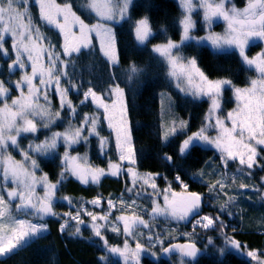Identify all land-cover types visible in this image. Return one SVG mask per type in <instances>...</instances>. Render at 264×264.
Returning <instances> with one entry per match:
<instances>
[{
	"label": "snow or ice",
	"instance_id": "6c2138e0",
	"mask_svg": "<svg viewBox=\"0 0 264 264\" xmlns=\"http://www.w3.org/2000/svg\"><path fill=\"white\" fill-rule=\"evenodd\" d=\"M33 4L38 6V19L58 29L62 34L63 43L59 51L51 41L45 43L48 37L34 22L30 11ZM131 4L132 0H83L81 11L96 19V23L89 24L73 11V5L70 3L60 4L56 0H0V56L9 57L5 43L10 40L14 58L11 59L7 71L9 75L17 68L22 72L16 81L0 80V259L10 258L47 233L45 217L61 216L64 220L59 228L61 233L71 227L70 221H75V231L70 235H80V225L84 224L80 209L76 210L75 215L71 212L60 214L53 210L57 192L66 179L73 177L82 184H98L105 176L118 177L124 174L131 177L132 184V187L126 186V193H133L137 197L147 195L151 200L150 211L149 208H143L144 214L152 219L157 216L170 217L176 222L191 223L189 217L195 220L193 231L185 233L189 238L186 243L164 247L161 233L147 236L148 241L154 240L161 246L160 250L163 254L178 253L180 264H185V258H189L194 264L200 255L207 254V248L211 246L216 249L220 260L231 253L238 257L249 258L252 264H264V249L247 250L246 245H242L224 231L227 225L219 215L216 217L204 215L196 219L200 215L205 193L190 191L189 185L184 182L181 175L177 174L173 177V182L179 185L181 191H174L171 183L166 189L158 190L156 179L161 175L160 173L141 174L135 169L137 149L132 136L125 88L116 82L114 73L108 74L110 82L107 84V97L112 100L109 104L105 101V95L97 92L93 86H88L81 93L83 83L90 85L91 82L74 83L71 79L72 74L66 70L69 66L75 70V63L71 58L92 47L93 34L99 38V52L104 62L112 68L119 65L115 33L108 25L127 19ZM226 4L230 6L226 7ZM178 6L181 9V18L178 21L181 29L179 42L167 38L165 43L155 45L151 51L166 62L167 78L175 81V87L180 92L185 96H191L193 100L206 96L211 100V105L205 118L206 122L191 135L186 132L189 126L186 120H173L163 126V134L160 137L162 144L166 145L176 135L183 134L186 138L179 142L177 148V154L181 157L187 156L195 145H211L219 153L220 168L227 169L229 162L235 161L240 166L238 171L241 174L247 169L248 174L251 175V170L257 166L264 169V164H260V159H264L261 155L264 151V49L251 58L246 54V48L257 41H264V0H245L243 7H237L231 0H198L195 4L193 0H178ZM197 7L202 9L203 23L209 30L214 18H221L226 22L224 34L208 31L204 36L198 38L193 36L192 31L196 28V22L192 19V13ZM160 32L164 36L167 34L166 29H161ZM153 35L147 17L135 22L134 40L137 44L144 45ZM190 42H195L197 46L208 43L214 50H238L243 64L248 68H254L257 78L251 79L249 85L242 88L234 86L227 78L209 79L198 66L195 57L189 58L182 54V47ZM29 67L30 72L26 70ZM142 71L143 69L131 65L125 72L126 86L130 90L137 74ZM62 79L64 84L61 83ZM226 87L232 89L236 107L228 112L226 117L220 118L215 114L221 108L220 101ZM49 88H53L59 97L60 110L55 112L51 110ZM12 89L19 93L14 98L10 94ZM71 89H76L82 95L79 105L90 101L97 109H103L108 127L115 132L118 162L109 160L107 168H103L89 163L87 154L83 156L70 154L69 149L73 145L87 143L89 136L95 135L99 138L101 151L108 143L107 138L99 137L97 132L100 118L88 113L79 117L78 126L73 125L70 119L63 132H52L43 141L30 142L26 149L21 148L18 140L21 134H35L38 131L36 118L40 119L43 128H50L56 120H60L61 111L65 109L71 114L72 119L76 118L78 106L68 98ZM164 95L161 94L162 103ZM41 99L44 104L40 103ZM213 118H215L214 123ZM210 128L217 130L215 137L206 134ZM60 145L65 147V151L60 157L61 171L57 174L56 181H51L47 173L37 176L36 172L40 171V166L37 160L33 159V154L51 155ZM10 148L19 151L22 159H15L9 151ZM258 148L261 151H258ZM160 158L174 168L180 167L167 153ZM125 164L127 167H124ZM218 170H214V174ZM203 175L201 172L193 174L191 178L200 182ZM225 179L226 177H222L214 183H206L208 193L224 192L226 195ZM261 181V187H264V177ZM9 184L13 186L9 187ZM138 184L139 190H137ZM144 186L150 187L152 192L145 193ZM38 187L42 189V195L37 192ZM248 187L243 183L239 185L240 189ZM255 190L259 191V189ZM159 197L163 198V206L158 202ZM60 199L66 200L69 206L72 205L71 198ZM261 199L264 200V195ZM235 200L236 197H229L225 204L220 205V212L232 215L228 208ZM86 203L99 206L101 199L98 196ZM133 206L140 207L135 204V200L132 204H128L121 198L118 206L113 200L108 199L107 210L103 215L86 212L91 218L94 237L102 241L106 253L105 256L98 257L101 264H107L108 253L121 257L124 264H139L141 252L147 251L138 241L135 243V248H132L127 239L124 240L123 247L110 246L102 235V230L108 225H111L112 232L119 234L122 231L127 237L134 236L139 226L151 229V222L144 220L142 215L136 212L131 215L123 214ZM114 209L122 214L114 216ZM14 211L35 217L38 222L17 218L13 214ZM120 223L123 224L122 230L119 227ZM197 227L217 230L222 238V245L217 247L209 237L204 249H198L192 239L197 235ZM154 246L150 244V247Z\"/></svg>",
	"mask_w": 264,
	"mask_h": 264
},
{
	"label": "trees",
	"instance_id": "16d2710c",
	"mask_svg": "<svg viewBox=\"0 0 264 264\" xmlns=\"http://www.w3.org/2000/svg\"><path fill=\"white\" fill-rule=\"evenodd\" d=\"M244 1L236 0V3L242 7L245 4ZM56 2L60 4H72L73 11L77 15H80L82 19H85L86 23H96L94 17H89L81 11L83 0H56ZM33 11L34 16H36L34 21L42 28L48 37V41H51L60 50V46L63 43L60 32L38 19V8L36 5H33ZM145 17L150 21L154 35L149 39L147 45H139L134 40V25L136 21ZM180 18L181 9L176 0H134L130 8L129 17L115 25L119 65L116 68H112L104 62V58L99 52L98 42L95 40L94 45L90 49H86L71 58L75 63V70L71 66L66 70L72 74L71 79L74 83L91 82L90 85L83 83L80 89L81 93L88 86H93L97 92H102L105 95V100L109 103L111 99L107 97V84L110 82L108 74L109 72L114 73L116 82L125 88L132 136L135 148L137 149L135 168L145 173H160L161 175L158 176L157 183L162 190L166 189L169 183H171L174 191H181L179 185L173 182L175 175H181L184 182L189 185L190 191L205 193L200 215L196 219L204 215L212 217L219 215L220 219L227 225L224 231L229 236H232L242 245H246L249 249H264V224L261 223V220H264V213L260 212V208L264 206V200L261 199V196L264 195V187L256 191V185L253 181H259L260 175L264 174V169L261 167L255 168L251 170V175L245 169L244 173L241 174L238 171L240 167L238 162L230 161L229 169L241 174L240 177L232 180L231 177L226 175L225 170L227 169L220 168L219 154L215 150L195 145L187 156L181 157L177 154V148L179 142L186 138L185 135H176L166 145L161 142L160 137L163 134V127L160 95L163 92H168L173 96L177 114L190 121L187 134L198 130L203 125L209 109L208 100H193L190 96H185L181 93L173 82L167 78L168 67L165 61L151 51V46L165 43L167 38H171L175 42L180 40L181 29L178 24ZM161 29H166V36L161 34ZM261 46L260 43L255 46L252 44L249 47L248 53L252 55L254 50H257V52L261 51ZM181 51L186 57H195L201 69L213 79L229 78L234 81L235 85L240 87L249 85V81L252 79L249 68L243 64L239 54L234 51L216 52L208 45L197 46L194 42L185 44ZM62 58L69 59L68 57ZM8 65L9 61L3 65L4 71H7ZM131 65H135L137 68L143 69V71L137 74V78L132 83L130 90L126 86L124 74L129 70ZM231 92L232 89L230 88L225 90L223 113L226 115L235 105V99L230 96ZM71 94L82 112L90 115L101 114L100 121L103 127L104 138L109 136L110 130L107 128L103 112L97 109L90 101L84 105H79L82 95L76 89H72ZM99 137L101 136L99 135ZM107 145L109 148L105 149V151L103 150L104 152L101 151L99 138L93 135L90 137L88 143L81 145L79 149L85 151L89 148L92 163L96 166H107L109 160H118L114 140L109 144L107 143L105 147ZM165 153L171 155L174 163L180 167L174 168L169 163L163 161L160 157ZM261 155L264 156V151L261 152ZM54 157L52 159L40 157V164L43 171L47 172L50 175V179L55 182L58 178L57 174L61 171V160L59 155ZM260 161H263L264 164V159H260ZM216 169L219 170L214 174V170ZM201 172L204 175L200 182L191 178L193 174ZM222 177H226L224 182L227 194L225 195L224 192L208 193L205 184L214 183ZM130 181L129 176L123 174L116 178L105 177L98 184L82 185L73 177H69L63 182L57 192L59 200L56 204V210L61 213L69 212L70 210L76 211L77 209H82L87 204V201H91L99 196L103 199L102 210L91 208L88 205V209L94 214L98 215L100 211L104 212L107 210L108 199L115 201L121 198L128 204H132V201L135 200V204L140 206L139 208L133 206L125 210L124 213H133L137 209L142 211L143 208H147L149 205L140 203L137 199L138 197L133 193L125 192L126 186L132 187ZM241 183L249 187L247 189H240L239 185ZM233 196L236 197V200L228 208V211L232 212V215H228L227 212L221 213L220 205L225 204L228 198ZM61 197L71 198L72 205L69 206L66 200L62 199L61 201ZM117 205L119 206L120 204ZM115 212L116 214L121 213L117 210ZM142 215H144L143 211ZM84 219L86 220L87 218ZM189 220H191V223L186 221L178 224L176 231L170 229V225H174L175 223L160 221V225L156 229L160 230L166 237L164 247H168L171 244L188 242L189 238L185 236V233L192 232L193 224L195 223V220L191 217ZM63 222L64 220L59 215L47 217L45 223L48 225V232L10 258L0 259V264H101L98 257L106 255L103 250L102 241L94 236L85 237L90 235V230L87 227L83 230L85 235L82 233L79 236H71L67 232L61 233L59 228ZM196 233L197 235L192 239L196 242L198 249H204L209 237L213 239L217 247L223 243L217 230H206L197 227ZM108 236L109 242L113 245L124 242L123 238L115 233H110ZM107 255V264H124L120 260L110 256L111 254L109 255L108 253ZM179 259L178 253L163 254L161 252L159 257L145 255L142 259V264H176ZM187 260L188 264H192L189 258ZM194 264L252 263L244 257H238L231 253L226 254L223 260H220L216 254V249L210 246L207 248V254L200 255Z\"/></svg>",
	"mask_w": 264,
	"mask_h": 264
},
{
	"label": "rangeland",
	"instance_id": "374dc122",
	"mask_svg": "<svg viewBox=\"0 0 264 264\" xmlns=\"http://www.w3.org/2000/svg\"><path fill=\"white\" fill-rule=\"evenodd\" d=\"M133 1L134 0H132V3H133ZM177 2H178V0H176ZM193 2H194V4L195 3H198V0H193ZM231 2L233 3V4H235L237 7H241V6H239L237 3H236V1L235 0H231ZM245 2V1H244ZM58 3V2H57ZM33 5H35V4H33ZM132 5V4H131ZM131 5L129 6V10H128V17H129V14H130V8H131ZM227 6H230V5H228V4H226V7ZM37 8H38V6H37ZM30 11H31V13L33 14V16H34V11H33V6L31 7V9H30ZM35 17L36 16H34L33 17V19L35 20ZM127 17V18H128ZM202 17H203V11H202V9H200V8H196V10L192 13V19L196 22V28L192 31V35L193 36H195V37H201V36H204V35H206L207 34V32L208 31H211V32H214V33H219V34H224V32H225V29H226V22H224L221 18H214L213 19V23H212V26H211V29L209 30L205 25H204V23H203V19H202ZM121 21H123V20H120L119 22H121ZM35 22V21H34ZM118 22V23H119ZM148 22H149V25H150V27H151V24H150V21L148 20ZM37 23V22H36ZM117 23H109V27H112L113 28V31H114V33H115V37H116V29H115V25H116ZM38 25V24H37ZM39 26V25H38ZM40 27V26H39ZM52 27V26H51ZM41 28V27H40ZM54 28V27H53ZM55 29V28H54ZM151 29H152V27H151ZM57 31H59L58 29H56ZM75 30V29H74ZM41 31L44 33V31L42 30V28H41ZM153 32V31H152ZM61 34V33H60ZM44 35H45V33H44ZM62 35V34H61ZM46 36V35H45ZM62 38H63V36H62ZM151 38V37H150ZM149 38V39H150ZM149 39L145 42V44L144 45H147L148 44V42H149ZM95 40L98 42V45H99V38L98 37H96L94 34H93V36H92V46L94 45V43H95ZM48 43V40H46L45 41V43ZM177 42H179V41H177ZM264 42V41H263ZM46 43V44H47ZM195 43V42H194ZM258 42H256L255 44H257ZM10 44H11V41L9 40L8 42H6L5 43V48L6 49H8V53H9V57L8 58H5V57H3V56H0V80H11V81H16V80H18L19 78H20V76L22 75V72H21V70H19L18 68H17V70H15L11 75H9V73L7 72V71H3V66H1V64H4V59H5V63L6 62H8L9 61V64L11 63V59L12 58H14V53L12 52V50L10 49L11 47H10ZM116 44H117V37H116ZM202 45H208L209 47H211L210 46V44H208V43H205V44H202ZM155 45H153V46H151V49H153V47H154ZM253 46H255L254 44H253ZM212 48V47H211ZM56 49H57V47H56ZM213 49V48H212ZM264 49V48H263ZM117 50H118V44H117ZM214 50V49H213ZM248 50H249V47L248 48H246V54L249 56V58H251V57H253V56H255L258 52H260V51H258L257 52V50H254V52H253V54L252 55H250L249 53H248ZM57 51H59V49H57ZM214 51H216V52H229V51H234V52H236V53H238V50H235V49H224V50H214ZM118 54H119V51H118ZM158 55V54H157ZM63 59V58H62ZM45 60H46V58H45ZM166 63V62H165ZM197 64H198V61H197ZM5 65V64H4ZM198 66H199V64H198ZM200 67V66H199ZM201 68V67H200ZM26 70L28 71V72H30L31 71V69H30V67L29 68H26ZM202 70V69H201ZM203 71V70H202ZM249 71H250V74H252V79H254V78H257V73L255 72V70H254V68H249ZM6 73V74H5ZM208 77H209V79H213V78H211L206 72H204ZM250 78V79H251ZM227 79H229V78H227ZM232 81V80H231ZM173 82V84L175 85V81H172ZM61 83L62 84H64V80L62 79V81H61ZM232 83H233V85L234 86H236V87H240V86H237V85H235L234 84V81H232ZM7 86V85H6ZM65 86H67V85H65ZM248 86V85H247ZM244 87H246V86H244ZM228 87H226L225 89H224V91H223V93H222V98H221V101H220V103H221V108H220V110H218L217 112H216V114H215V116H218V117H220V118H224V117H226L227 115L226 114H224L223 113V108H224V105H225V90L227 89ZM242 88V87H241ZM231 89V88H230ZM49 100L51 101V110L53 111V112H55V111H58V110H60L59 109V97H58V95H56V93H55V91H54V89L53 88H49ZM71 91H72V89L71 90H69V92H68V98L73 102V104L74 105H77V103L75 102V100H74V98L72 97V94H71ZM25 92H26V89H25ZM182 93V92H181ZM11 97H16L19 93H18V91L17 90H15V89H12L11 90ZM162 94H165L164 95V97H163V103L161 102L162 101V97H161V95H160V103H161V113H162V127L163 126H166L167 124H169V123H171V121H173V120H176V121H179V120H186V121H188L189 122V126H188V128L186 129V132H188L189 131V127H190V121L187 119V118H184V117H182V116H179L178 114H177V112H176V109H175V102H174V98H173V96L170 94V93H168V92H163ZM230 96L232 97V98H234L235 99V97H234V95H233V91L230 93ZM191 97V96H190ZM112 99H115L114 97H112ZM202 99H206V100H208V102H209V108H210V105H211V100L208 98V97H202L201 99H198V100H202ZM106 101V100H105ZM9 103H10V100L8 101ZM112 102V100H110V103ZM40 103L41 104H44V101H43V99H41L40 100ZM106 103H109V102H107L106 101ZM109 103V104H110ZM78 106V105H77ZM236 107V100H235V105L228 111V112H230V111H232L234 108ZM99 110H101V112H103V109L101 108V109H99ZM209 110V109H208ZM227 112V113H228ZM85 112H82L80 109H79V107H77V115H76V118L75 119H72L71 118V114L70 113H68V111H67V109H65V110H63V111H61V119L60 120H56L53 124H52V126L50 127V128H43V127H41V121H40V119L39 118H36L37 119V126H38V131L35 133V134H32V133H22L21 134V136L19 137V138H21V137H23L24 135H26L27 136V139L25 140V141H19V143H20V146H21V148H23V149H26L27 148V146H28V144L30 143V142H32V143H39V142H41V141H43L47 136H50L51 135V133L52 132H63L66 128H67V126H68V121L71 119V122H72V124L73 125H76V126H78L79 125V117L82 115V114H84ZM104 114V113H103ZM207 114H208V112H207ZM207 114H206V116H207ZM128 115H129V112H128ZM96 116H98L100 119H101V114H98V115H96ZM206 116H205V118H206ZM100 119H99V121H100ZM214 119L215 118H213V123H214ZM106 120V119H105ZM129 120H130V115H129ZM206 122V120H204V123ZM130 123H131V120H130ZM227 123V122H226ZM106 124H107V128L110 130V135L109 136H106V138H107V140H108V144L109 143H111V141H113L114 140V143H115V132H114V130L113 129H110L109 127H108V122H107V120H106ZM203 126V125H202ZM201 126V127H202ZM229 126H230V124H229ZM103 127H102V125H101V121H100V128H99V123H98V125H97V132L99 133V135L101 136V137H104V135H103ZM199 130V129H198ZM198 130H196V131H198ZM196 131H194V132H196ZM194 132H192V133H194ZM192 133H190V134H188V135H191ZM208 136H210V137H215L216 135H217V130H215V129H209L208 130V132L206 133ZM85 135H87V133H85ZM90 137L91 136H89V138H88V141H89V139H90ZM88 141H87V143H88ZM87 143H80V144H77V145H73L72 146V148L71 149H69V151H70V154L71 155H81V156H83L84 154H87V157H88V161H89V163H91L92 165H94L93 163H92V161H91V155H90V151H89V148H87L85 151H81L79 148H80V146L81 145H84V144H87ZM199 145V144H198ZM199 146H202V147H204V148H209V149H213V150H215L214 149V147L213 146H211V145H199ZM64 146L63 145H60V146H58V148L55 150V153H53V154H51V155H46V156H37V155H35V154H33V159H36L37 160V162H38V164H39V166H40V171H37L36 172V175L37 176H40V175H42L43 173H47V172H45V171H43V169H42V165L40 164V157H42V158H45V159H52V157H54V156H56V155H59L60 157L63 155V153H64V151H65V147L63 148ZM109 147H108V145L104 148V151H105V149L107 150ZM9 151L11 152V154L15 157V159H17V160H21L22 159V156L19 154V151H17V150H14V149H9ZM103 151V152H104ZM217 153H218V151L217 150H215ZM258 151H261V149H259ZM219 154V153H218ZM54 158H56V157H54ZM259 159V158H258ZM61 162V161H60ZM113 162H118V160H115V161H113ZM231 162H235V161H231ZM260 164H263V161H260ZM94 166H96V165H94ZM98 166V165H97ZM99 167H103V168H107V166H101V165H99ZM124 167H127V165L125 164L124 165ZM255 168H260L259 166H257V167H254L252 170H254ZM136 169V168H135ZM137 170V169H136ZM139 173H141V174H143V173H145V172H142V171H139V170H137ZM226 171V175H228L229 177H231L232 178V180H234L235 178L237 179V177H240L241 176V174L239 173V172H237V173H235L233 170H231V169H229V165H228V167H227V170H225ZM48 174V173H47ZM123 175V174H122ZM48 176H49V179H50V175L48 174ZM105 177H108V176H105ZM105 177H103V178H101V180L102 179H104ZM110 177H113V176H110ZM119 177V176H118ZM262 177H264V174H262V175H260V178H259V181H256V180H253L254 181V183H255V185H256V189H260L261 188V185H262V181H261V178ZM116 178V177H115ZM158 178L159 177H157V179H156V184H157V189L158 190H162V188H160V186L158 185V183H157V181H158ZM75 179V178H74ZM129 179L131 180V177L129 176ZM51 181H53L52 179H50ZM54 182V181H53ZM82 184V183H81ZM89 184H92V183H89ZM89 184H82V185H89ZM130 185H132L131 184V181H130ZM13 185H11V184H9V187H12ZM137 190H139V184L137 185ZM37 192L40 194V195H42L43 194V192H42V189L41 188H37ZM144 192L145 193H151L152 192V189L149 187L148 188V186H144ZM101 199V198H100ZM139 201H140V203H142V204H147V205H150V203H151V200L148 198V196L147 195H140L138 198H137ZM58 200H59V198L57 197V199H56V201L53 203V210L55 211V212H57V213H60V214H63V213H61V212H59L58 210H56V204H57V202H58ZM61 201H62V199H60ZM120 200L121 199H118V200H115V201H113L114 203H116V204H120ZM158 202L161 204V206H163V198L162 197H159L158 198ZM88 205L91 207V208H97V209H99V210H102L103 209V199H101V204L99 205V206H94V205H92V204H90V203H87V204H85L83 207H82V209H80L81 210V219H83L84 220V224H82V225H80V235L83 233V235H85V233H84V228H88L89 230H90V235L89 236H85V237H93L94 236V233H93V231H92V229H91V218L89 217V216H87L86 215V212H92V211H90L89 209H88ZM14 207V206H13ZM147 208H149V207H147ZM261 210H260V212H263L264 213V206L262 207V208H260ZM116 210L114 209L113 210V215L114 216H118V215H121L122 213H119V214H116V212H115ZM149 211H150V208H149ZM69 212H71L73 215H75V213H76V211H69ZM101 212H102V214H101ZM105 212V211H104ZM104 212L103 211H100V214H98V215H103L104 214ZM136 212L138 213V214H140V215H142V211H140V210H136ZM255 212H257L256 210H255ZM259 212V211H258ZM66 213V212H65ZM93 213V212H92ZM13 214L14 215H16L17 216V218H24V219H31L32 220V222L33 223H36V222H38L37 221V219L35 218V217H30V216H28V215H25V214H23V213H20V214H17L15 211L13 212ZM123 214H125V215H131L132 214V212H130V213H128V214H126V213H123ZM143 216V219L144 220H146V221H150L151 222V225H152V227H151V229H148V228H144L143 226H139L138 228H136V230H135V234H134V236H131V237H127V236H125L124 234H123V232L121 231L119 234H117V233H115V232H112L111 230H110V228H111V225H108L105 229H103L102 230V235L107 239V242H108V244L110 245V246H120V247H123V242H121V243H118V244H115V245H113V244H111L110 242H109V234L110 233H115V234H117V235H120L122 238H123V241L125 240V239H127L128 240V242H129V244H130V246L132 247V248H135V247H133V246H135V243L138 241L139 243H141L142 245H144V247H145V249H147V251H143V252H141V255H140V262H139V264H142V259H143V257L145 256V255H151V256H156V257H159L160 255H161V250H160V245H158V244H156L155 243V241L153 240V241H148L147 240V236L149 235V234H152V235H155V234H157V233H161L162 235H161V239H163V240H165L166 239V237L163 235V233L160 231V230H158V229H156L157 228V226H159L160 225V221H164V222H167V223H175L174 225H170V229L171 230H173V231H176V228H177V226H178V224H181V223H184V222H186V221H180V222H176V221H174V220H172L170 217H165V216H157L155 219H152L150 216H148V215H146V214H144V215H142ZM47 217H45V219H46ZM84 218H87L86 220L84 219ZM190 218V217H189ZM45 219H44V223H45ZM99 223H104L103 221H99ZM261 223H263L264 224V220H261ZM70 224H71V227H69L65 232H67L68 234H70V233H72V232H74L75 231V221H70ZM47 225V224H46ZM119 227L121 228V230H122V228H123V224L122 223H120L119 224ZM47 228H48V225H47ZM48 232V231H47ZM46 234V233H45ZM150 244H154L155 246L154 247H150ZM247 250H261V249H259V248H255V249H249V248H247ZM109 255H110V253H109ZM110 256H112L114 259H118V260H120L121 262H123V259L121 258V257H119V256H117V255H113V254H111ZM244 258H246V257H244ZM247 260H249L251 263H252V261L249 259V258H246ZM124 263V262H123ZM176 264H180V259L178 260V262L176 263ZM185 264H188V260H187V258H185Z\"/></svg>",
	"mask_w": 264,
	"mask_h": 264
},
{
	"label": "flooded vegetation",
	"instance_id": "af4514ba",
	"mask_svg": "<svg viewBox=\"0 0 264 264\" xmlns=\"http://www.w3.org/2000/svg\"><path fill=\"white\" fill-rule=\"evenodd\" d=\"M27 139V136L26 135H24L23 137H21V138H18V140L19 141H25ZM18 202V201H17Z\"/></svg>",
	"mask_w": 264,
	"mask_h": 264
},
{
	"label": "clouds",
	"instance_id": "9594fccd",
	"mask_svg": "<svg viewBox=\"0 0 264 264\" xmlns=\"http://www.w3.org/2000/svg\"><path fill=\"white\" fill-rule=\"evenodd\" d=\"M236 1V0H235ZM243 7V6H242ZM258 43L257 44H261L262 46H261V49H263L264 48V42L263 41H257ZM254 45H256V44H254Z\"/></svg>",
	"mask_w": 264,
	"mask_h": 264
},
{
	"label": "bare ground",
	"instance_id": "6f19581e",
	"mask_svg": "<svg viewBox=\"0 0 264 264\" xmlns=\"http://www.w3.org/2000/svg\"><path fill=\"white\" fill-rule=\"evenodd\" d=\"M4 64H5V60H4ZM4 64H1V66H3ZM4 71V70H3ZM6 74V73H5Z\"/></svg>",
	"mask_w": 264,
	"mask_h": 264
}]
</instances>
